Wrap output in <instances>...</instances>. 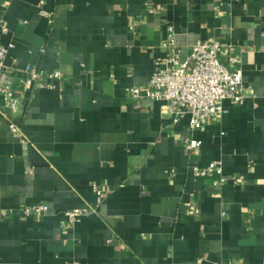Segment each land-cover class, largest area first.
Returning a JSON list of instances; mask_svg holds the SVG:
<instances>
[{
	"label": "crops",
	"instance_id": "obj_1",
	"mask_svg": "<svg viewBox=\"0 0 264 264\" xmlns=\"http://www.w3.org/2000/svg\"><path fill=\"white\" fill-rule=\"evenodd\" d=\"M167 26L181 59L197 42L233 47L220 62L246 89L192 135L127 95L165 56ZM0 42L5 65L60 74L15 91L12 117L0 97V264H264V0H0ZM214 161L224 184L193 177ZM34 204L48 213L23 217Z\"/></svg>",
	"mask_w": 264,
	"mask_h": 264
},
{
	"label": "built area",
	"instance_id": "obj_2",
	"mask_svg": "<svg viewBox=\"0 0 264 264\" xmlns=\"http://www.w3.org/2000/svg\"><path fill=\"white\" fill-rule=\"evenodd\" d=\"M43 15V13H42ZM1 29V33H5ZM165 56L154 63L153 73L149 82L143 86L132 87L128 97L133 102L149 100L160 102L169 110L173 122L187 117L190 135L203 131L216 117L224 114L223 103L229 101L233 105H241L245 100V86L242 83L240 69L229 71L220 62V57L231 53L234 48H224L218 42L194 44L185 59H181L180 50L176 45L173 30L166 27V38L162 42ZM228 51V52H227ZM43 53V50L40 51ZM8 48L0 42V97L4 102V116L12 117L22 107V100L15 96V91L52 89L53 82L60 79L58 72H44L34 66H25L22 70L5 65ZM235 64L234 58H229ZM10 131L18 138L22 134L18 126L9 122ZM201 142L192 137L185 141L188 154L196 153ZM192 175L197 180L214 179L218 184H224L226 178L221 161L209 165L190 167ZM173 175V172H172ZM236 183V178H232ZM96 196L101 195L98 185L92 186ZM95 212V207L86 205L66 212L70 225L81 218ZM25 218L42 217L48 213L44 204L26 206L20 211Z\"/></svg>",
	"mask_w": 264,
	"mask_h": 264
}]
</instances>
